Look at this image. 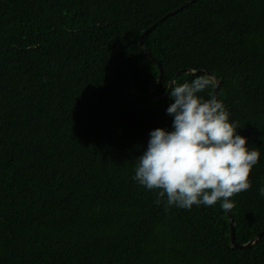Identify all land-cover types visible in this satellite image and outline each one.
<instances>
[{
  "label": "trees",
  "instance_id": "obj_1",
  "mask_svg": "<svg viewBox=\"0 0 264 264\" xmlns=\"http://www.w3.org/2000/svg\"><path fill=\"white\" fill-rule=\"evenodd\" d=\"M181 69L221 79L261 152L231 198L246 243L264 231V0H0V264H264V236L235 247L219 202L166 211L134 180Z\"/></svg>",
  "mask_w": 264,
  "mask_h": 264
},
{
  "label": "clouds",
  "instance_id": "obj_2",
  "mask_svg": "<svg viewBox=\"0 0 264 264\" xmlns=\"http://www.w3.org/2000/svg\"><path fill=\"white\" fill-rule=\"evenodd\" d=\"M211 86L213 80L207 76L173 85L174 102L167 109L172 130H152L138 157L134 180L156 191L155 203L164 202L166 211L171 206L190 210L218 202L228 211L231 198L252 187L249 178L261 152L250 149L247 137L238 134L222 101L200 95ZM259 194L264 196V185Z\"/></svg>",
  "mask_w": 264,
  "mask_h": 264
},
{
  "label": "water",
  "instance_id": "obj_3",
  "mask_svg": "<svg viewBox=\"0 0 264 264\" xmlns=\"http://www.w3.org/2000/svg\"><path fill=\"white\" fill-rule=\"evenodd\" d=\"M192 1H195V0H192ZM189 2L185 3L184 6L188 5ZM178 10H174V11H170L168 12L165 16H163L160 20H163L165 18H167L168 16L170 15H173L174 13H176ZM157 25V22L152 24L151 26H149L147 29H145L142 34L140 35V43L141 45H144V37L145 35L152 29H154ZM145 52L147 54V56L152 59L160 68V76L159 78H157L154 82L150 83L149 87H150V95H151V98L154 99V100H160L162 99V96H166L167 95V92H165L162 96L160 95H155L154 92H153V85L155 82H159L161 81V78L163 76V67H162V64L159 60H157L152 54L151 52L145 48ZM191 73V74H205V75H208L210 77H215V81H216V84H215V90H214V93H213V96L217 98V94H218V91H219V86H220V83H221V79H219L218 77L214 76L211 72H209L208 70H205V69H200V70H191V69H181L179 70L176 75L174 76L173 80L171 81L170 85H169V89L168 91H170V88L175 84V81L176 79L182 74V73ZM228 213H229V220H230V227H231V242L233 243V245L235 247H241V248H248V247H251L253 246L259 238H261L262 236H264V231H260L258 232L250 241L246 242V243H239L236 241V234H235V225H234V220H233V217L231 215V210L229 209L228 210Z\"/></svg>",
  "mask_w": 264,
  "mask_h": 264
}]
</instances>
